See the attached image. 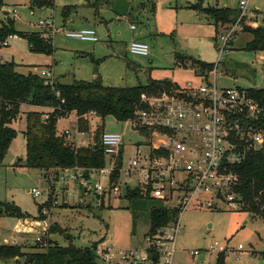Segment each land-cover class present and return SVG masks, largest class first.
<instances>
[{"label":"rangeland","instance_id":"374dc122","mask_svg":"<svg viewBox=\"0 0 264 264\" xmlns=\"http://www.w3.org/2000/svg\"><path fill=\"white\" fill-rule=\"evenodd\" d=\"M3 1L2 10L9 13L0 12V21L4 22L6 18L13 20L14 29L26 35L34 33L38 36L42 31L47 39L45 42L49 43L53 52L50 55L31 52L29 48H33V44L11 34L17 38L0 47V60L14 61L23 66L18 69L22 74H26L27 70L35 74L49 70L52 85L92 81L97 76L104 86L118 88L144 85L149 79H166L180 87L188 82L196 83L193 68L184 69L175 64L174 54L179 53L209 65L220 59L218 71L223 78L218 80L219 86L264 91V81L261 79L264 52L243 50L250 35L240 31L239 21L242 17L238 16L234 24L225 25L217 32L203 11L192 8L199 5L202 9H236L239 0H128L130 10L124 17L114 14L108 5L102 6L95 14L87 5L92 0H52V7L40 8H30V0ZM247 2L244 22L252 25L247 16L258 10L257 16H253L254 20L264 26V0ZM66 7L72 10L62 17V10ZM40 21L49 24L40 26ZM131 26L135 29L131 30ZM81 29L94 30L98 41L85 42L65 35L66 32ZM229 32L232 35L230 42L220 52L221 37ZM132 41L147 44L148 56L130 54L128 45ZM21 107V111L37 110L29 106ZM17 117L11 123L16 137L0 166V200L18 207L26 215L25 224L29 227H22V219L0 216V245L17 246L23 254H29L43 251L48 242L59 246L71 242L77 247L95 244V248L102 242L116 252L137 250L139 256L145 254L148 216L146 211H136L141 215L132 233V203L125 196L126 190L133 189L134 181L127 187L115 181L112 184L120 187L118 194L113 195L108 190L99 193L91 188L98 182L104 183L97 173L98 169L91 170V174L89 171L88 177H84L81 170V178L72 179L71 175H75V169L79 168L60 171L27 168L24 116L20 114ZM85 117L88 129L79 130L83 136H78L69 146L99 144L102 133H119L127 145L125 155L130 156L134 154L130 145L143 141L128 123L117 122L111 117L100 121L92 113ZM75 122L71 115L61 118L56 123L57 130H69L73 135ZM96 128H99V133L97 140H94ZM16 162L18 165L13 166ZM31 189L40 192L37 199L30 194ZM16 224L22 227L16 229L21 235H16L13 230ZM179 225V233L170 245L171 264H216L219 253L210 250L214 243L226 248L224 264H258L259 255L264 250V222L260 217L240 209L215 211L190 206L180 216ZM28 234L35 237L31 239ZM2 236L6 238L3 241ZM238 245L242 247L241 250L237 249ZM194 251L198 253L197 256L192 255ZM201 255L203 260L200 259ZM0 264L25 262L16 257L13 262L0 261Z\"/></svg>","mask_w":264,"mask_h":264},{"label":"built area","instance_id":"2783aa9c","mask_svg":"<svg viewBox=\"0 0 264 264\" xmlns=\"http://www.w3.org/2000/svg\"><path fill=\"white\" fill-rule=\"evenodd\" d=\"M247 3V0H239V17L245 14ZM48 24L39 22L40 26ZM65 35L85 42L98 41L92 29L66 32ZM231 36L229 32L221 37L220 52L224 51ZM38 37L47 40L42 31ZM16 38V35H8L2 45L6 46ZM128 50L132 55L149 54L148 45L141 41H132ZM219 63L220 59L210 71L193 69L196 83L188 82L170 92L141 100L144 106L125 122L143 138L141 143L130 145L134 149L133 155H125L127 145L121 134H101L99 145L105 164L97 173L104 183L93 185L94 192L108 190L113 195L118 194L120 186L110 183V176L117 171L119 185L127 187L134 181L133 189L139 188L149 198L179 211L174 222L161 228L154 238H148L147 248H156V262L149 257L147 248L145 254L139 256L137 250L116 252L101 242L95 248L99 263L171 264L170 245L179 233V218L188 207L215 211H237L241 208L239 197L234 192L239 183L234 168L249 153L264 148V104L260 105L244 88L219 86L218 80L223 78L218 71ZM39 76L43 78L44 85H52L51 71L43 70ZM261 79L264 81V73ZM47 117L44 115L42 119ZM73 128V135L69 130L62 132L69 144L83 135L76 123ZM75 172L71 178H81V169H75ZM30 194L35 199L40 196L36 189H31ZM171 202L174 204L170 205ZM237 249L242 247L238 245ZM210 250L226 252L225 247L216 243ZM192 255L197 256L198 253L194 251Z\"/></svg>","mask_w":264,"mask_h":264},{"label":"trees","instance_id":"16d2710c","mask_svg":"<svg viewBox=\"0 0 264 264\" xmlns=\"http://www.w3.org/2000/svg\"><path fill=\"white\" fill-rule=\"evenodd\" d=\"M112 1L92 0L87 2V5L97 14L102 6H112ZM42 6L52 7L53 2L52 0H30V8ZM3 7L4 2L0 0V12ZM192 8L196 11H203L217 32L225 25L234 24L236 18L240 16L239 9L227 7L202 9L199 5H194ZM71 10V7L64 8L62 17ZM244 16L240 17V31L249 34L251 39L245 44L243 50L264 52V26L245 23ZM11 34H16L20 38L26 39L29 44H33V48H29L31 52L46 55L53 52L49 43L39 39L36 34L26 35V33L17 32L14 29L13 20L6 18L4 22L0 21V47H3L2 42ZM174 60L177 66L184 69L193 68L199 71H210L213 67V64L209 65L179 53L174 54ZM20 67L23 66L14 61L2 62L0 60V166L16 137V131L11 127V123L18 118L17 116L23 114L25 122L23 131L26 149L25 166L27 168L43 171L79 168L84 172V177H88L90 170L104 166L105 160L102 149L98 143L86 147L69 146L63 134L57 131L56 123L59 119L73 113L78 131L88 129V120L85 116L91 113L100 121L106 117H111L117 122L125 123L133 117L138 109L144 106L141 103L143 98L178 88L177 85H173L166 79H149L144 85L138 84L132 87H109L104 86L98 76L92 81L79 80L72 84L54 83L49 86L43 84V78L39 74L30 70H27L26 74L18 72ZM246 90L260 105L264 104L263 90ZM21 106H29L37 110L21 111ZM44 115L48 116L46 120L42 119ZM98 133L99 128H96L94 140H97ZM15 164L13 166H17L18 162ZM234 172L239 179L234 192L239 197L240 210L252 216L260 217L264 222V148L249 153L234 168ZM117 177L118 172L114 171L110 176V183H114ZM125 192L126 200L132 203L133 212L130 211L132 233H134L136 220L141 215L136 213L138 210L146 211L148 228L145 236L150 239L158 235L161 228L177 219L179 209L149 198L148 194L141 192V189L134 188ZM0 216L27 219L18 207L1 200ZM23 225L26 228L29 227L28 224ZM95 247V244L91 247H77L71 242L66 246L48 242V245L41 252L23 254L17 246L0 245V261L10 263L18 257V260L22 258L25 264H100L96 259ZM146 251L151 260L156 262V248L150 246ZM223 256V253H219L216 264H223Z\"/></svg>","mask_w":264,"mask_h":264},{"label":"water","instance_id":"95a60500","mask_svg":"<svg viewBox=\"0 0 264 264\" xmlns=\"http://www.w3.org/2000/svg\"><path fill=\"white\" fill-rule=\"evenodd\" d=\"M129 10H130V2L128 0L112 1L111 11L117 16L124 17L128 14ZM7 13L9 12L8 11L5 12L4 10L1 11V14H7ZM83 191H85L84 188Z\"/></svg>","mask_w":264,"mask_h":264},{"label":"crops","instance_id":"0c3cea01","mask_svg":"<svg viewBox=\"0 0 264 264\" xmlns=\"http://www.w3.org/2000/svg\"><path fill=\"white\" fill-rule=\"evenodd\" d=\"M3 2H4V1H3ZM236 9H239V8H236ZM245 13H246V10H245ZM250 14H251L250 17L247 16V18L250 19L251 21L253 20L254 22H252V23L258 25L257 22L254 20L255 18L253 17L254 15L257 16V14H258V10H256L255 12L252 11ZM244 15H245V14H244ZM72 22L74 23V20H73ZM134 29H135V27H134ZM134 29H131V30H134ZM246 34H247V33H246ZM248 35H249V34H248ZM250 39H251V36H250ZM228 42H230V40H229ZM227 44H228V43H227ZM190 70H191V69H190ZM192 73H193V72H192ZM193 75H194V74H193ZM70 115L73 116V117L75 118V116H74L73 113H71ZM75 121H76V118H75ZM57 131H58V130H57ZM62 132H63V131H61V132L58 131V133H62ZM82 136H83V135H82ZM73 142H74V141H73ZM9 165H10V164H9ZM11 166H12V165H11ZM11 166H8V167H11ZM237 211H238V210H237ZM23 222H24V223H23ZM23 222H21V223L25 224L26 220H23ZM18 226H19V225H17V224H16V225H13V228H14L13 230L15 231V234H16V235H21L20 233H18V232L16 231V229H18ZM22 227H23L24 229H27L26 227H24V225H23ZM22 227L19 226V228H22ZM27 236L30 237L31 239L35 237V235H31V234H28ZM4 239H6V238H5L4 236H2V241H3ZM263 252H264V250H263ZM263 252H261L260 255H259L260 260L258 261V264H263V263H262V258H261V254H263ZM200 259L203 260V255H201ZM223 261H224V260H223ZM223 264H224V262H223Z\"/></svg>","mask_w":264,"mask_h":264}]
</instances>
